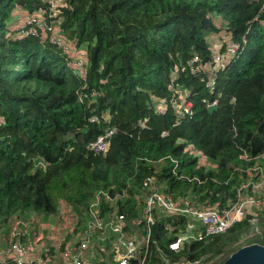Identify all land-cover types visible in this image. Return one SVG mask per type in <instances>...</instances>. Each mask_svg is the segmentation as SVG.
<instances>
[{"label":"trees","instance_id":"trees-1","mask_svg":"<svg viewBox=\"0 0 264 264\" xmlns=\"http://www.w3.org/2000/svg\"><path fill=\"white\" fill-rule=\"evenodd\" d=\"M53 1L0 0V230L28 213L55 215L62 200L76 232L98 193L101 219L121 214L125 231L141 230L127 264H204L211 255L219 264L242 244H264V201L176 250L168 243L184 233L183 215L144 216L151 186L223 209L242 182L264 174V0ZM14 9L39 13L83 49V69L39 27L16 37ZM211 31L239 46L208 89L201 64ZM185 100L191 109L177 116ZM108 128L107 148L93 151L89 142ZM11 231L3 242L24 239ZM94 250V264H116L112 252Z\"/></svg>","mask_w":264,"mask_h":264},{"label":"built area","instance_id":"built-area-1","mask_svg":"<svg viewBox=\"0 0 264 264\" xmlns=\"http://www.w3.org/2000/svg\"><path fill=\"white\" fill-rule=\"evenodd\" d=\"M55 5H57V2L54 0L52 6ZM28 15L29 18L25 19L22 23L11 26V29L14 27L15 36L35 35L37 27H39L42 38L47 39L53 45H57L69 57V61L74 69L82 70L86 59L85 51L80 48L74 49L71 42L57 32L56 29L50 31L48 27H44L42 15L39 13ZM238 46V42L232 40H227L224 45L218 42L212 60L208 57L205 58L201 67L208 72V79L205 82L208 89H212L215 86L220 67L223 66L222 64L225 61L228 62L231 59L232 54ZM191 59L197 60V55H192L188 63H191ZM195 68L197 69V66ZM184 89L186 88L184 87ZM176 93L181 98L185 94L184 91H176ZM215 102L216 98L207 100L206 106L209 104L215 105ZM178 105L177 116L189 112L191 109V103L188 100L182 101ZM158 108L162 109L161 104H158ZM111 131L112 129L108 128L104 133L95 136L89 142V147L95 152L104 151L107 148L108 136L111 134ZM240 155L247 158L246 153H240ZM249 182L250 192L247 193L245 188ZM239 187L236 200L229 202L223 209H215L212 206L202 207L191 203L189 198L176 201L169 195L151 186L144 195V216L146 220L152 222L153 217L149 211L153 209H158L165 215L175 213L183 215L185 218L184 233L178 235L173 241L168 243L170 249L176 250L179 244L186 239H199L203 233L218 232L231 222L239 220L245 217V215L252 214L254 209L264 201V174L253 180L242 182ZM98 200L99 194L96 193L89 202L88 219L82 228L77 229L75 232L74 223L71 222L72 218H70V221L63 226L55 227L54 233L56 236H53L55 240L50 244L45 242V234H38L26 241H23L26 238L17 241L7 239L6 245L0 247V263L94 264V259L96 258V254H98L94 250V247H98L105 253L112 252L116 264H127V259L134 255L136 248L143 243L140 234L141 230H136L133 234L125 231L123 229L124 223L121 214H117L115 217L106 220L101 219L98 216ZM16 231L15 228H12L11 234L20 235L17 229ZM66 233L71 234L65 238ZM55 259H60L56 261L59 263H53ZM99 259H101V256L98 257ZM172 264H183V262L177 261Z\"/></svg>","mask_w":264,"mask_h":264},{"label":"rangeland","instance_id":"rangeland-1","mask_svg":"<svg viewBox=\"0 0 264 264\" xmlns=\"http://www.w3.org/2000/svg\"><path fill=\"white\" fill-rule=\"evenodd\" d=\"M26 9H14V11L11 13L12 16L9 19V26H15L20 23H22L25 19L29 18V15L25 14L24 11ZM222 34H220V31H211L210 36H208V40L210 42V52H209V59L212 60L213 53L215 51V48L217 46V43L219 42L218 39H220ZM229 41V40H228ZM242 42L243 39L241 40ZM230 61V60H229ZM228 62H224L222 65L228 64ZM231 66V65H230ZM219 77V71L216 77V82L218 81ZM251 209V207H250ZM70 212L67 210V208L64 207V201H59V209L55 215H48L45 218H40V216L34 215L33 213H28L25 216L15 220L11 221L8 225V227H4V231L0 230V241H2V237H5L6 232H9V229L11 226H15V232L16 229L20 232V235L26 239L30 240L33 236H37L38 234H45L47 243L50 244V241H52V235L54 233V229L56 226H63L65 223L70 221ZM8 235V233H7ZM42 240V238H40ZM109 248V247H108ZM107 248V249H108ZM218 259L217 256L211 255L209 258H207L204 262V264H212L214 261ZM60 259H55L53 263H59L56 262Z\"/></svg>","mask_w":264,"mask_h":264},{"label":"water","instance_id":"water-1","mask_svg":"<svg viewBox=\"0 0 264 264\" xmlns=\"http://www.w3.org/2000/svg\"><path fill=\"white\" fill-rule=\"evenodd\" d=\"M214 108V104L206 106L208 111ZM219 264H264V244L258 242L242 244Z\"/></svg>","mask_w":264,"mask_h":264},{"label":"crops","instance_id":"crops-1","mask_svg":"<svg viewBox=\"0 0 264 264\" xmlns=\"http://www.w3.org/2000/svg\"><path fill=\"white\" fill-rule=\"evenodd\" d=\"M36 217H37V216H36ZM11 228H15V226L12 225ZM40 235H42V233H41ZM53 236H56L55 233H53V235H52V239H53V240L50 241V243H52V242L55 240V239L53 238ZM21 237H22V236H21ZM6 243H7V242L0 241V247H3L4 245H6Z\"/></svg>","mask_w":264,"mask_h":264}]
</instances>
